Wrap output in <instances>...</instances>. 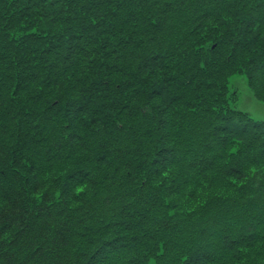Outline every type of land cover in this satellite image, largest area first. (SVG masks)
Masks as SVG:
<instances>
[{
    "label": "rangeland",
    "instance_id": "obj_1",
    "mask_svg": "<svg viewBox=\"0 0 264 264\" xmlns=\"http://www.w3.org/2000/svg\"><path fill=\"white\" fill-rule=\"evenodd\" d=\"M16 1V22L8 20L5 13L0 15V30L5 32L0 39V66L5 72L0 79V120L12 119L15 126L23 128V138L10 142L18 145L19 151L24 145L31 146L30 155L25 154L22 160L26 165L23 177H29L30 170L42 171L33 156V144L43 142L46 147L49 135L66 141L74 135L80 138L70 143L80 145L81 157L88 155L91 161L80 160L83 164L77 166L78 160H69L56 163L55 170L43 172L56 186L57 196L74 181L75 190L94 194L120 180L128 172L115 153L121 147L127 151V162L133 161L131 166L144 176L156 174V187L160 186L162 192L173 191L172 196L165 192L161 195L172 202L174 209L181 195L176 189L182 193L184 209L194 206L191 192L198 182L193 181V176L202 182L199 175L205 169L201 159L207 161L205 173L211 171L221 180L235 183L236 193H241L248 181L256 184L250 179L257 177L264 166H255L240 178L237 168L246 158H253L251 154L257 157V153L264 152V148L254 149L248 144L257 135L264 138V127H260L264 125V0H195V8L185 17L180 34L163 39L158 46L154 44L155 35L143 29V22L127 21L123 28L108 25L106 3L118 6L112 11L125 13L127 0H104V5L98 7L93 0H26L21 8V0ZM151 5L158 4L151 0ZM86 13L91 16L72 22L71 17ZM26 36L37 43L27 42L23 39ZM187 38L185 56L192 54L191 59L200 64L182 68L173 52L175 45ZM218 47L227 50L228 65L221 79L207 70L209 60H219L214 58ZM248 50H252L250 54L254 51L253 58ZM230 52L235 55L232 62ZM252 61L256 62L247 65ZM43 74H49V78ZM63 74L65 79L55 82ZM88 75L92 79L85 88ZM217 117L221 119L218 122ZM102 132L103 137L112 132L116 135L114 149L103 148L96 139V134L101 136ZM27 139L31 141L27 143ZM127 140L128 144H124ZM196 150L202 155L197 154L193 161ZM189 158L193 164L198 161L194 171ZM52 165L51 162L46 167ZM96 166L100 168L94 172ZM4 184L7 183L0 179L1 187ZM197 191L200 195L224 192L206 186ZM148 196L150 205L136 198L129 202V210L122 214L123 219L116 220L110 236L105 238L109 244L102 237L89 238L91 243L102 241L99 246L103 249V264L112 263L117 254L124 252L123 259L131 258L136 264H174L173 260L180 258L169 250L160 260L162 243L157 247L154 241L143 238L157 227L153 222L160 217L154 207L162 209L158 199ZM263 202L257 207H264ZM230 205L237 207L235 201L228 209ZM167 206L165 203V211L172 213ZM185 226L189 233L183 237L180 251L186 249L183 260L193 264L186 255L193 259L202 248L196 246L200 239L193 225ZM150 250L151 260L146 263L143 256Z\"/></svg>",
    "mask_w": 264,
    "mask_h": 264
},
{
    "label": "trees",
    "instance_id": "obj_2",
    "mask_svg": "<svg viewBox=\"0 0 264 264\" xmlns=\"http://www.w3.org/2000/svg\"><path fill=\"white\" fill-rule=\"evenodd\" d=\"M25 1L21 0L20 8L25 5ZM103 1L93 0L97 7L98 5H104ZM127 1L129 2H127L128 8L125 13L112 11L114 8L117 9L118 6L114 4L113 8V6L106 3V6H108L104 11V14L108 13L105 19L106 22L108 25L110 23L111 26L113 24L117 26L118 24L117 28L125 27L127 21L137 20L143 22V29L146 27L152 35H155L154 44L156 46L161 45L160 42L163 39L166 40L180 34L186 23L185 17L192 14L196 3L195 0H156L158 5L155 6L151 5V0ZM207 1L211 3V0ZM0 2H2V5L0 3V11L3 12L0 15L5 13L8 20L16 22L19 13L16 12L15 14L13 8L17 1L0 0ZM89 16L91 15L86 13L82 16L71 17V19L72 22L76 21L77 23V20ZM133 16H137V18L134 19ZM81 24L84 25L83 22ZM4 35L5 32L0 30V39ZM29 36L23 39H26L27 42L30 41L31 44L37 43ZM188 43L189 38L183 40L181 45H175L174 52L173 48L171 49L175 60L180 63L179 66L182 68H190L195 62L200 64L199 60L191 59L192 54L189 57L185 56V47L188 46ZM218 49L219 51L214 53V58L217 57L220 62L219 60H215L216 62L209 60L207 70L210 74L214 73L217 78L221 79L224 77L225 68L228 65L226 61L227 50L222 47H218ZM251 51L248 50L247 53L253 58L254 51L250 54ZM232 54L230 52L228 58ZM232 59H235L234 54L230 62H232ZM44 61L48 62L50 60ZM254 62L256 61H252L247 65ZM43 76L49 78V74H43ZM65 77L66 74L61 75V79L58 78L55 82H59ZM89 79H92V76L88 75L84 79L85 88L90 85ZM147 116L144 115V118H147ZM219 120L221 119L217 117L216 122ZM46 123L48 121L45 119L43 124L46 125ZM260 127H264V125L261 124ZM118 129L120 128L118 127ZM23 132V128L15 126L12 119L1 117L0 179L7 184H4L3 187L0 185V264H103L104 260L100 257L103 249L99 246L102 241L93 240L91 243L89 238H104L103 242L109 244L105 238L110 236L116 220L123 219L122 214L129 210V202L136 198L142 204L150 205L149 194H152L154 199H158L162 209L154 207L155 214L160 217L153 222L157 227H154L155 231H149L150 234L144 235L143 238L149 240V242L154 241L153 243L157 247L159 242L162 243L160 247L163 250V255L159 257L160 260L170 250L177 252L175 255L177 257L181 255L178 260H173L174 264H184L183 257L187 251L186 249L184 251L180 250L183 249L182 245L185 240L183 237L189 233L185 226L188 223L190 227L193 225L192 228L196 229L197 239H200L196 246L202 248L199 249L198 254L193 259L192 255H186L187 258L190 257L189 260L191 259L193 264H264V207H257V203L264 201V189L261 188V186H264V170L259 169V175L255 170L257 177H254L255 173H252L254 178L250 180H256V184L253 185L248 181L247 184L242 186V192L236 193L238 188H236L235 183L232 184L228 180L223 181L211 171L205 173L207 161L206 158L205 160L201 159V164L204 165L205 169L203 168L202 175H199L202 182L193 176V181L198 182V185L193 189L194 191L191 192V200L194 206L192 209H184L181 206L182 193L176 189L177 195H181L177 197V207L174 209L172 202H168L161 195L165 192V194L169 193L172 196L173 191L164 189L162 192L160 186L159 188L156 187V174H153L154 177L153 175L148 177L146 174L144 176V173L141 174L135 169L136 167H133L134 165L131 166V164H134L133 161L127 162V151L121 147L115 149V153L120 156L118 158L122 167L124 165V169L128 170L121 176L122 180L111 183L102 190L94 191V194H88V191L75 190L74 181L73 184L68 185L60 196H57L56 186L53 182L50 184L49 175L43 172L55 170L57 168L56 163L78 160L79 162L75 163L78 166L83 164L80 160L89 162L91 158L88 155L86 158L81 157L79 153L81 146L70 143L79 136L73 135L74 137H70L71 140L66 141L63 138L58 140L56 137L52 138L49 135L46 147L43 146V142L36 143V146L32 142L33 156L37 160L36 163L41 166L42 171L33 172L30 170L29 177L25 178L22 173L26 172L24 171L26 165L22 160L25 159V154L30 155L29 149L31 146L24 145L19 151L18 145L10 143L15 138L22 139ZM106 134L105 137H103V132L101 136L96 134V139L103 148L114 149V137L116 135L113 132ZM167 136L168 134L163 137V140ZM29 141L31 140L27 139V143ZM128 142L129 140L124 144H128ZM248 144L249 147L254 149H263L264 138L262 135L260 137L257 135L250 138ZM168 147L170 146L168 145ZM249 150L252 149L249 148ZM197 154L201 156L202 152L196 150L192 156L193 161L196 159ZM251 155L253 158H246L237 168L241 171L238 172L239 178L240 176H246L245 172L250 169L252 172L253 168H256L255 166L258 168L264 166V163H262L264 162V152L257 153V157L254 154ZM51 162L53 165L46 167ZM188 162L194 171L198 161H195L194 165L189 158ZM98 168L100 167H94L93 171L97 172ZM218 172L225 174V171L221 169H218ZM202 186H206L209 190L216 188L223 190V193H228L210 192L200 195L197 190ZM260 190H262L263 195ZM231 201L236 202L237 209L231 205L229 209L227 208ZM165 203L172 210V213L165 211ZM262 205H264V202ZM201 212H204V214L198 217ZM194 218L196 224H194ZM238 225L240 229H238ZM158 253L159 250H156L155 255L158 256ZM188 253H192V251ZM123 254L125 252L117 254L115 261L109 264H136L131 258H125L124 260ZM151 255V250L148 253L145 251L143 260L148 263L151 260ZM198 255L199 257H197ZM190 263V261L185 262V264Z\"/></svg>",
    "mask_w": 264,
    "mask_h": 264
},
{
    "label": "bare ground",
    "instance_id": "obj_3",
    "mask_svg": "<svg viewBox=\"0 0 264 264\" xmlns=\"http://www.w3.org/2000/svg\"><path fill=\"white\" fill-rule=\"evenodd\" d=\"M2 69H4V68L1 66V68H0V79L5 77V72H3ZM2 92L5 93L6 92L5 89H2Z\"/></svg>",
    "mask_w": 264,
    "mask_h": 264
}]
</instances>
